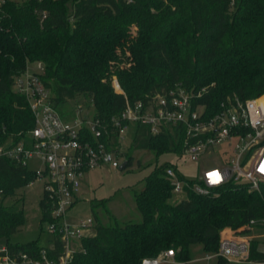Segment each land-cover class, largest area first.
<instances>
[{"label":"trees","instance_id":"1","mask_svg":"<svg viewBox=\"0 0 264 264\" xmlns=\"http://www.w3.org/2000/svg\"><path fill=\"white\" fill-rule=\"evenodd\" d=\"M2 8L0 127L14 140L35 125L25 97L13 89L29 62L44 64L42 79L55 93L61 113L68 100L84 96L86 106L79 105L106 122L128 101L177 87L202 91L197 101L206 105L208 115L227 97L264 94V0H6ZM114 75L123 91L112 86ZM132 143L157 153L182 151L183 146L181 134L165 129L154 135L143 123H137ZM131 163L129 156L123 169ZM167 166L176 164L148 176L136 193L142 221L103 224L95 215L93 235L82 239L69 264H141L168 248L187 264L192 244L214 251L225 228L238 230L251 219H264V183L257 190L229 181L209 195L188 191L186 199L171 203ZM34 178L28 166L0 158V239L39 258L48 246L10 242L27 218L24 208L6 202ZM39 205L42 219L51 221L47 190ZM51 242L56 250H49V256L56 258L63 243L58 236ZM257 246L253 242L251 254L263 258Z\"/></svg>","mask_w":264,"mask_h":264},{"label":"built area","instance_id":"2","mask_svg":"<svg viewBox=\"0 0 264 264\" xmlns=\"http://www.w3.org/2000/svg\"><path fill=\"white\" fill-rule=\"evenodd\" d=\"M5 2L0 0V14ZM30 63L35 67L31 68ZM44 73V64L35 61L15 77L13 89L25 97L35 125L18 140L4 136V127H0V158L28 166L29 158L41 157L46 168L36 171V178L48 179L46 190L52 203L49 231L60 238L63 250L56 258L50 257L49 250H56L51 242L49 248L41 249L39 258H34L27 251H16L8 243H0V264L70 263L75 251L81 248L82 239L94 233L93 216L77 223L67 220L68 210L78 198L81 179L102 164L120 167L113 155L119 154L120 138L131 122L149 125L154 135L165 129L177 132L182 138L181 154L193 161L207 158L196 180L183 176L177 165L166 167L174 195H187L188 191L209 195L229 181L245 180L257 190L264 183V94L245 100L227 97L217 112L208 115L206 105L197 101L202 91L195 93L177 87L147 100L128 101L120 114L106 122L81 105L71 117L61 113L55 105V93L42 79ZM218 146L223 148L217 150ZM240 229L235 235H228V228L222 230L218 248L205 258H216L218 264H264V257L251 254L253 242H264V232L259 233L264 230V219H251ZM77 240L80 244L76 248L73 244ZM257 252L264 253V248L257 246ZM165 263L183 264L174 248L146 257L141 264Z\"/></svg>","mask_w":264,"mask_h":264},{"label":"rangeland","instance_id":"3","mask_svg":"<svg viewBox=\"0 0 264 264\" xmlns=\"http://www.w3.org/2000/svg\"><path fill=\"white\" fill-rule=\"evenodd\" d=\"M71 5L72 3L70 2V9ZM30 67L34 68L35 64L30 63ZM112 79V86L117 91H123L117 77L114 75ZM85 99L84 96H79L75 100H68L67 103L61 106L62 108L60 107L64 111L63 114L71 117L79 104L86 106ZM85 110L87 109L85 108ZM136 131L137 123H129L126 132L120 138L119 154L113 155V159L117 160L120 165L131 156L132 163L129 167L121 169L120 167H114L112 164L106 163L83 175L77 195L78 198L67 213L69 223H77L80 220H86L88 217H94L95 215H98L99 222L103 224H123L129 221H142L143 216L137 206L136 193L143 189L148 176H151L169 163L176 164L178 171L183 176L197 179L207 158L193 161L185 156V154H181V151L173 150L157 153L153 149H136L132 143L136 136ZM222 148L223 146H218L217 150H221ZM27 165L32 173H36L38 170H45L46 168L41 157L37 155L29 158ZM47 180V177L34 178L32 182L18 189L15 195L6 200L7 204L14 203L24 208L27 218L24 226L11 234L9 238L11 243L28 244L36 242L42 246H49L51 244L53 235L49 231L50 221L42 219L39 205L46 190ZM241 183H247V181L244 180ZM186 198L187 195L183 193L173 195L170 202L177 203ZM97 223L98 220L96 219L95 224ZM240 230V228L238 230L228 228L227 234H239ZM252 232L258 233L257 230H252ZM263 232L264 230H261L259 233L262 234ZM7 242V238L0 239V243ZM78 243L80 244L79 240L73 246L77 248ZM258 246L264 248L263 239L259 240ZM210 254H212V251L208 250L205 244H192L188 250L187 264H218L219 260L216 258L210 260L205 258Z\"/></svg>","mask_w":264,"mask_h":264},{"label":"water","instance_id":"4","mask_svg":"<svg viewBox=\"0 0 264 264\" xmlns=\"http://www.w3.org/2000/svg\"><path fill=\"white\" fill-rule=\"evenodd\" d=\"M126 162H127V161H125L124 163H122V164L120 165V168H121V169H123V167L126 165Z\"/></svg>","mask_w":264,"mask_h":264}]
</instances>
